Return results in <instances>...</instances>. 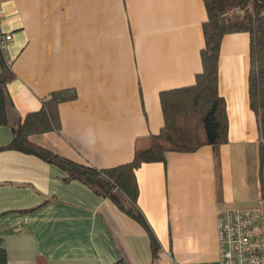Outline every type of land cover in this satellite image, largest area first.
Listing matches in <instances>:
<instances>
[{
  "label": "crops",
  "instance_id": "crops-1",
  "mask_svg": "<svg viewBox=\"0 0 264 264\" xmlns=\"http://www.w3.org/2000/svg\"><path fill=\"white\" fill-rule=\"evenodd\" d=\"M0 13L14 74L0 146L52 92L68 91L76 97L58 104V127L29 139L97 168L129 162L135 139L163 125L160 92L192 85L202 68L203 0H0ZM248 71V32L224 35L217 87L228 130L217 163L203 145L135 171L155 261L146 230L109 198L34 155L0 149L6 264H219L217 209L251 206L261 190Z\"/></svg>",
  "mask_w": 264,
  "mask_h": 264
},
{
  "label": "trees",
  "instance_id": "trees-1",
  "mask_svg": "<svg viewBox=\"0 0 264 264\" xmlns=\"http://www.w3.org/2000/svg\"><path fill=\"white\" fill-rule=\"evenodd\" d=\"M203 3L207 18L202 23L201 71L192 85L160 92L163 125L158 133L135 139L131 161L97 168L75 162L29 139L30 134L58 127V104L76 97L68 91L52 92L41 109L27 113L13 126L11 141L0 146V149L17 150L53 164L63 172V180H78L95 194L109 198L146 230L153 261L159 243L137 204L139 190L135 171L143 163L164 162L169 151H193L203 145L212 146L218 162V147L227 141L228 123L225 102L218 93L217 63L221 40L229 33L249 34L248 98L258 121L260 175L264 177V0H203ZM13 76L0 54V125L7 123L4 88ZM0 264H6L1 246ZM111 264L127 263L119 257Z\"/></svg>",
  "mask_w": 264,
  "mask_h": 264
},
{
  "label": "built area",
  "instance_id": "built-area-1",
  "mask_svg": "<svg viewBox=\"0 0 264 264\" xmlns=\"http://www.w3.org/2000/svg\"><path fill=\"white\" fill-rule=\"evenodd\" d=\"M11 39V33L1 28L0 13V54L8 66ZM216 235L219 264H264V177L253 205L217 209ZM168 264L179 263L170 260Z\"/></svg>",
  "mask_w": 264,
  "mask_h": 264
}]
</instances>
